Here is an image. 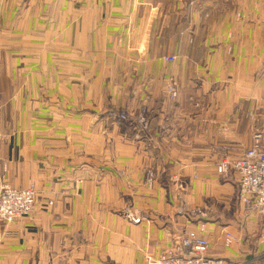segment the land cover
<instances>
[{"label": "crops", "instance_id": "obj_1", "mask_svg": "<svg viewBox=\"0 0 264 264\" xmlns=\"http://www.w3.org/2000/svg\"><path fill=\"white\" fill-rule=\"evenodd\" d=\"M47 1L53 5L60 0ZM80 2L85 6L82 14L90 20L132 24L131 51L143 56L132 66L135 87L127 101L133 102L142 81L137 72L146 67L150 100L165 105L147 111L145 120L137 117L130 123L106 122L103 112L109 107L84 112L81 115L101 118L94 128L104 136L90 144L85 140L81 157L74 156V140L52 142V146L67 144L66 153L55 158L47 171L40 153L35 161L28 156L33 147L30 135L41 132L43 126L23 123L29 116L43 115L42 108L29 109L42 95L52 105L59 100V56L52 55L54 45L58 47L59 15L44 14L43 19L51 23L43 26L36 14V27L21 34L23 42L18 47L3 43V37L11 34L1 28L0 153L7 151L0 158V183L9 185L14 180L10 150L19 142L18 173L22 179L36 180V187L47 180L50 188L44 184L38 191L54 203L49 211L36 205L31 217L0 225V264H152L146 256L154 258L187 231L207 239L208 256L223 264H256L264 257L257 217H247L239 204L237 209L226 206L221 218L209 222L199 197L208 196L209 189L226 198L235 195L236 178L213 182L218 177L217 166L224 158H239L250 147L253 126L264 133V0ZM34 3L31 0L30 7ZM93 9L99 13L91 14ZM23 10L20 22L28 19ZM71 16L75 20L76 15ZM7 18L0 15L2 20ZM105 30L100 39L106 36ZM46 36L51 43L41 45ZM84 36L97 37L95 32ZM170 56L176 61L165 63L163 59ZM171 76L177 80L175 100H169L166 93ZM69 94L76 100L75 89ZM194 105L200 107L194 109ZM83 129L86 132L92 126ZM35 145L36 150L42 148L38 141ZM64 170L66 175H62ZM147 173L155 175L151 188L142 183ZM77 178L83 185L75 195L71 189ZM177 196L195 202L188 214L181 211ZM126 209L135 210L141 219L118 214ZM193 209L198 210L196 215ZM201 226L204 233L199 232ZM226 233L233 237L229 246Z\"/></svg>", "mask_w": 264, "mask_h": 264}, {"label": "rangeland", "instance_id": "obj_2", "mask_svg": "<svg viewBox=\"0 0 264 264\" xmlns=\"http://www.w3.org/2000/svg\"><path fill=\"white\" fill-rule=\"evenodd\" d=\"M35 1L36 3L30 7L31 0H0V15L1 17L5 18L8 17L6 20L0 19V31L3 30L1 28L4 27L9 29L8 33L11 35L3 37V43L18 47L21 44V41L23 42V39L21 40V34L24 35L27 33V29L30 30L36 27L34 21L36 14H38L36 15L38 23L42 24L43 26L51 23L50 20L47 19V21H45L43 19L44 14H50L52 12L54 15H59V37L56 38L54 35V40L56 38L58 47H55L56 45H54V49L52 50V55L54 54V56H57L58 54L59 56V100L57 103L54 102L52 105L51 100H48V97L42 95L43 99H38L36 101L38 104L34 105V108L29 109L33 111L42 108L43 115H37V117L29 116L28 118H25L26 121L23 123H27L28 125L39 123L43 126L41 132H38V134L32 133L30 135L29 142L33 141V143L29 145L33 147L29 149L28 156L35 161L38 156L37 153H40L39 157H42L43 161L46 163L43 169L50 171L53 163H55V158L60 157L63 153H66L65 148L67 147V144L52 146V142L64 143L63 141H67L68 139L74 140L76 143V146L74 147L76 149L73 152L74 156L81 157L83 156L81 148L84 147L83 144L85 140L88 141V144H90L91 142L99 141L97 136H104L103 133L99 132L100 129L98 130L97 128H94L95 125L101 123L99 120L101 118L81 115L84 112L96 113V111L99 112L100 110L109 107L112 109H109L108 112H103V114H106V116L103 118L106 122L125 123L128 121L127 123H130L137 117L138 119L143 120V115H146L147 111L153 108L164 107L165 104L163 105L162 101L153 103L152 100H150V79L148 78V69L146 67L144 70L141 67L137 72V75L142 81L137 86L139 91L135 92L136 96L133 99V102L127 101V99H129L131 96V90H133L135 87V85L131 84V80L133 78L132 66L137 63L136 59H138V56H143L137 53L133 54L131 51L133 47V29L131 23L118 22L115 24L113 22H106L104 19H98L97 21L90 20L88 17H85L84 14H82L84 12L85 6L80 2V0H76L72 4L68 2L69 0H60L58 4L54 3L55 5H52L51 1L48 2L47 0ZM24 5L25 10H23ZM20 10L25 11V15L28 17L27 21L22 20V22H20ZM8 12H11L10 16H8ZM92 12L93 14L99 13V9H93L90 11V13L92 14ZM73 14L76 15L75 20H73L71 16ZM38 27L43 28L41 26ZM105 28L106 30L104 31V34H106V36H103L102 39H100L99 34ZM85 32L90 34L95 32L97 37L93 36L89 39V36H84ZM34 41L35 40H33L32 43ZM50 41L51 37L46 36L42 38L40 44L47 45L51 43ZM12 51H15L16 53L19 52L18 49ZM90 52L92 53L90 54ZM49 54L52 57L51 50H49ZM176 59L177 58L175 57L174 62ZM49 61H51L50 57ZM163 61L165 62L164 59ZM95 62L97 66H95ZM174 62H170L169 64H173ZM69 79H72L70 83L68 81ZM168 81L166 93L169 97V100H175L178 95V87L176 83L177 80L171 76ZM83 82L85 84H83ZM73 85H75V87ZM71 88L75 89V94H77L76 100L74 101L71 100L73 95L70 96L69 94ZM171 89H173V91ZM84 92L86 96L82 98V94ZM49 95L50 94H48V96ZM125 101L126 104L123 108L116 106L122 105ZM31 106L33 107V105ZM35 106L37 107L35 108ZM199 107L200 106H193L194 109H198ZM119 109H124V112L118 111ZM52 111L54 113L53 115L51 114ZM57 111L58 113H56ZM121 113H125L127 115L126 120L123 121L119 119ZM19 121H21V119ZM105 121L103 122L104 124ZM144 123L142 122V125ZM87 124H91L92 130L87 129L85 132L83 126H87ZM252 130L253 133H255L254 131H258L264 136V133L260 131L258 126H253ZM14 135L18 136L19 134ZM37 141L42 144V148L44 147L43 149H35V143H37ZM6 151L2 150L3 153ZM20 151L21 149L19 142L17 143V148H15V150L14 147L12 150H10L14 180L7 182L9 185L0 183V188L2 186H6L14 190L30 189L35 192L34 207L28 215L23 217L28 218L34 214L36 205H40V208L44 211H49V206L53 205L54 200L52 198L40 195L41 192L39 193L38 191V189L43 187L44 184H46L44 187L50 188V185L45 182L47 180L38 182V188V186L36 187L34 184L36 180H32L30 176L28 179H22L18 173L19 162L22 156ZM41 152H43V155H41ZM3 153H0V158L4 156ZM223 160L231 161L226 158ZM75 166L79 167L78 164H75ZM38 172H40V169H38ZM69 172L72 175L74 174V172H71L70 170ZM62 175H66L65 170L63 171ZM217 176V179L215 178L213 182L218 183L219 180L222 181V179L230 177L237 179V181L235 180L237 182L235 186L238 184V176L234 172H229L227 175L217 173ZM53 177L50 176V179H54ZM79 179L77 178L75 181L73 180V188L71 189V193H74L75 195L80 194L81 186L83 185V180ZM154 182V173H147L144 180L142 181V183L148 188H151ZM176 184L179 185V182L173 181V185ZM208 192V196H203L201 198L199 197V200H201L202 205H204V218L209 222L216 221L217 219L221 218L224 215V208L226 206L235 207L236 209L239 207L237 193L231 198H226L228 195L217 194L212 189H209ZM175 199L178 203V206L181 207V211H184L183 214H188V207H190L191 204H195L192 199L190 202L188 198H183L181 196H177ZM194 200L196 199L194 198ZM193 210V213L196 215L198 210ZM128 212H130V210L126 209L125 211L121 210L118 212V214L129 219L127 216ZM135 213L138 214L137 212ZM251 215L255 216V214H249L247 217H251ZM139 218L141 217L138 215V219ZM17 220H13L11 223H14ZM11 223L2 221L0 222V225L4 226ZM229 245L230 244H226V246ZM209 258L214 259L212 257ZM258 262L256 264H260V262L261 264H264V257L260 258Z\"/></svg>", "mask_w": 264, "mask_h": 264}, {"label": "built area", "instance_id": "obj_3", "mask_svg": "<svg viewBox=\"0 0 264 264\" xmlns=\"http://www.w3.org/2000/svg\"><path fill=\"white\" fill-rule=\"evenodd\" d=\"M165 62L172 63L175 57H165ZM173 91V89H171ZM120 120L127 115L121 113ZM264 136L256 131L252 135V145L245 149L235 160H223L217 166V173L227 175L234 172L238 176L237 200L245 214H255L258 220L259 238L264 242ZM35 192L32 190H12L6 186L0 188V222H10L23 218L34 207ZM136 211L131 210L127 216L139 220ZM2 220V221H1ZM205 227L199 228L204 233ZM226 244L233 242V237L226 233ZM208 241L196 232H184L173 240L172 245L152 258L146 260L152 264H222L219 260L210 259Z\"/></svg>", "mask_w": 264, "mask_h": 264}, {"label": "bare ground", "instance_id": "obj_4", "mask_svg": "<svg viewBox=\"0 0 264 264\" xmlns=\"http://www.w3.org/2000/svg\"><path fill=\"white\" fill-rule=\"evenodd\" d=\"M254 132H256V131H254ZM251 145H252V143H251ZM251 145H250V146H251ZM222 161H223V160H222ZM222 161H221V162H222ZM221 162H220V163H221ZM231 162H232V161H231ZM220 163H219V164H220ZM219 164H218V165H219ZM231 172H232V171H231ZM8 188H9V187H8ZM9 189H12V188H9ZM12 190H14V189H12ZM246 215L248 216L249 214L246 213ZM255 216H256V215H255ZM188 232H193V231H188ZM206 240H207V239H206Z\"/></svg>", "mask_w": 264, "mask_h": 264}]
</instances>
